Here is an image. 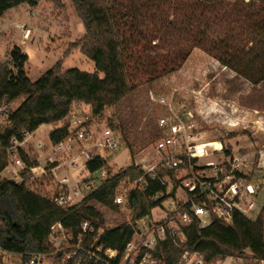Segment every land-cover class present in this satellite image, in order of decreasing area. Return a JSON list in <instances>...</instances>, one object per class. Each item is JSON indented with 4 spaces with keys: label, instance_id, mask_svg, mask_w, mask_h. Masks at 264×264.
<instances>
[{
    "label": "trees",
    "instance_id": "obj_1",
    "mask_svg": "<svg viewBox=\"0 0 264 264\" xmlns=\"http://www.w3.org/2000/svg\"><path fill=\"white\" fill-rule=\"evenodd\" d=\"M39 1L0 0V19L11 9L22 4L35 7ZM70 1L81 21L84 36L69 48L78 47L81 54L93 63L94 72L62 71L61 63L57 62L31 82L23 70L27 56L13 48L7 58L0 61V98L6 97L11 103L21 99V103L10 113L6 126L0 128V142L4 146L12 139L21 141L23 133H34L43 125L63 122L74 104L88 106L92 117L101 115L106 107L119 103L140 85L179 70L194 48L214 57L222 66L253 85L264 82V76L253 79L249 75L254 65L248 58L244 60L239 53H231L225 40L209 35L208 27L202 25L209 14H218L216 7L221 5V0ZM169 12H172L170 19ZM149 16L151 22H148ZM252 25L256 27L259 24L253 22ZM170 32H177L179 37L185 38L164 49L161 47L162 37ZM66 136L64 124L52 130L48 140L55 145ZM19 156L26 164L29 163L20 151ZM5 165L6 156L0 151V248L20 256L22 262H29L32 256L49 253L50 229L60 224L71 234L73 244L81 234L80 244L85 249H89L94 241V247H101L99 255L105 262L93 263L90 260L87 264H119L134 234L135 224L151 218V211L156 207L148 198L161 190L159 184L153 182L148 183L149 187L144 192L128 191L126 206L130 222L114 229H103L102 215L89 203L118 211V205L113 203L116 189L123 182L131 184L139 179L142 176L140 169L131 165L120 170L80 204L61 209L24 185L2 180ZM102 165L103 161L98 157L88 161L85 167L94 171ZM83 223L91 232L81 233ZM182 232L183 249L178 247V240L166 239L157 244L152 257L166 264H176L183 254L198 252L209 262L249 250L256 259L264 260V221L260 216L251 221L234 212L230 225L213 218L211 224L204 228H200L193 219ZM106 250L115 252V257L110 260L103 257ZM72 252H58L56 264ZM76 259L72 257L66 264H74Z\"/></svg>",
    "mask_w": 264,
    "mask_h": 264
},
{
    "label": "rangeland",
    "instance_id": "obj_2",
    "mask_svg": "<svg viewBox=\"0 0 264 264\" xmlns=\"http://www.w3.org/2000/svg\"><path fill=\"white\" fill-rule=\"evenodd\" d=\"M221 1V5L216 7L218 14H209V18L202 25L208 27L209 35L225 40L231 53H239L244 60L248 58L253 63V69L249 73L253 79L264 76V0ZM171 13L167 14L169 19ZM149 19L150 16L148 22H151ZM253 22L259 25L254 27ZM16 26L29 29L27 39H23L22 31ZM83 36V26L70 0H40L35 7L22 4L7 11L0 19V61H4L13 48H18L27 56L23 70L31 82L39 79L57 62L61 63L62 71L77 69L93 73V63L81 54L79 48H69ZM184 38L179 37L177 32H170L162 37L161 47L167 49L178 42V39L182 41ZM20 103L21 99L14 102L13 110ZM168 107L173 108L176 114L190 112L197 132H201L200 142L211 143V147H217V142L226 144L228 154L222 160L220 157L216 159L220 162L234 158L240 161L241 176L245 177L255 191L256 208L247 218L254 221L260 216L264 221V158L261 157L264 155V82L255 86L222 66L214 57L194 48L179 70L140 85L119 103L106 107L101 115L92 117L90 108L84 104H74L70 114L81 118L84 126L95 137H100L106 128L119 134L117 151H99L102 160L109 166V171L116 173L134 166L135 161L146 165L153 159V146L159 138L157 122L160 118H168ZM63 125L64 121L53 126L43 125L37 129L23 148L28 154L26 158L29 162L35 163L42 152L37 148V143L48 145L49 133ZM4 126L6 122H0V128ZM209 159L213 160L210 157L206 160ZM83 163L84 158L79 159L76 170L68 166L61 167L55 171V178L46 174L36 179H28L25 188L50 201L60 191L58 181L62 178H66L71 185L85 176ZM5 175L1 174L2 180ZM119 188L121 193L130 190L127 182H123ZM68 191L70 189L67 188ZM176 193L180 192L175 191L174 194ZM89 205L102 215L103 229H114L130 222V213L125 203L118 205V211L93 202ZM161 217L162 214L154 208L151 218L137 222L134 230L143 232L152 221ZM84 229L89 230L87 224ZM52 242L51 240V254L45 264H56L55 251H71L75 245L69 232L60 240ZM94 242L86 250L94 252L95 247L90 249ZM183 243L184 239H181L177 243L178 247L183 249ZM81 259L87 260L84 255ZM218 259H232L239 264L238 260L254 263L256 258L249 250H245L240 255ZM12 261L19 263L20 258L13 257ZM66 262L65 257L60 264Z\"/></svg>",
    "mask_w": 264,
    "mask_h": 264
},
{
    "label": "built area",
    "instance_id": "obj_3",
    "mask_svg": "<svg viewBox=\"0 0 264 264\" xmlns=\"http://www.w3.org/2000/svg\"><path fill=\"white\" fill-rule=\"evenodd\" d=\"M22 31L23 39H27L30 31L25 27L16 26ZM169 106V105H168ZM13 111V103L6 97L0 98V122H6ZM168 118L158 120V140L153 146L154 157L146 165L136 163L134 166L142 172V176L129 184L130 190L144 192L148 183H158L161 190L151 195L148 199L151 204L162 214L160 219H155L145 231L134 234L126 247L120 263L122 264H166L163 260L153 258L151 253L158 243L171 239L181 241L184 239L182 229L187 227L193 219L200 228L207 227L217 219L221 223H231L232 215L238 212L248 216L255 210V191L250 183L241 176L240 161L229 159L219 161L216 159L226 156V144L217 142V147H211V143L200 142V133L194 124V117L190 112L176 114L173 108L168 107ZM64 124L67 136L55 145L48 140V145L37 143V148L42 150L35 163L26 164L19 156V151L26 157L23 151L29 138L34 133H23V139H12L7 146L0 142V151L6 156V165L2 173L6 174L3 180L16 185H24L28 179H36L38 176L51 174L55 178V171L68 166L72 170L78 168V161L84 158L82 170L85 176L79 182L69 184L66 178L58 181L61 189L49 201L55 207L69 209L80 204L89 194L97 191L102 184L118 172L109 171V166L103 161V165L94 171H88L85 167L88 161L101 158L99 151L115 152L119 149L120 138L116 131L106 128L100 137L90 132L81 118L69 114ZM44 149V150H43ZM228 156V155H227ZM210 157L213 160L207 161ZM102 159V158H101ZM226 160V159H225ZM162 174H159V173ZM1 173V174H2ZM71 187H73L71 189ZM120 187V186H119ZM116 189L114 204H126V194ZM67 188L70 191L67 192ZM175 191L180 193L174 194ZM80 198V199H79ZM151 220V219H150ZM86 223L81 225V233ZM88 232H91L89 229ZM67 231L60 225L51 227L48 235L50 252L47 254L32 256L29 262L19 263L12 261V255L0 248V264H45L51 254V240L56 242ZM52 242V243H53ZM81 234L78 241L72 247V253L66 256V260L77 257L74 264H87L105 262L99 255L101 247H93L91 252L81 246ZM61 252L60 250L55 251ZM84 255L86 259H81ZM103 257L108 260L115 257V252L106 250ZM238 260V259H237ZM239 264H264V260L255 259L254 263L241 261ZM119 263V264H120ZM108 264V263H106ZM176 264H236L230 261L215 259L207 262L204 256L198 252L183 254Z\"/></svg>",
    "mask_w": 264,
    "mask_h": 264
},
{
    "label": "crops",
    "instance_id": "obj_4",
    "mask_svg": "<svg viewBox=\"0 0 264 264\" xmlns=\"http://www.w3.org/2000/svg\"><path fill=\"white\" fill-rule=\"evenodd\" d=\"M258 85H259V84L255 85V86H258ZM54 129H55V128H54ZM54 129H53V130H54ZM261 157L264 158V155H261Z\"/></svg>",
    "mask_w": 264,
    "mask_h": 264
}]
</instances>
